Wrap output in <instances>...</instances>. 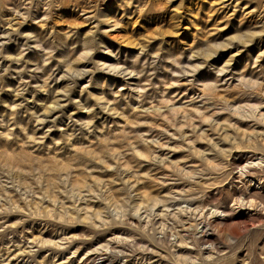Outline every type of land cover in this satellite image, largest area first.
I'll return each instance as SVG.
<instances>
[{
    "label": "rangeland",
    "instance_id": "374dc122",
    "mask_svg": "<svg viewBox=\"0 0 264 264\" xmlns=\"http://www.w3.org/2000/svg\"><path fill=\"white\" fill-rule=\"evenodd\" d=\"M260 158L264 0H0V264H264Z\"/></svg>",
    "mask_w": 264,
    "mask_h": 264
},
{
    "label": "bare ground",
    "instance_id": "6f19581e",
    "mask_svg": "<svg viewBox=\"0 0 264 264\" xmlns=\"http://www.w3.org/2000/svg\"><path fill=\"white\" fill-rule=\"evenodd\" d=\"M264 167V159L263 158H260L258 159L257 161H254V162H248L245 166L241 167L240 170H239V173L241 176H245L246 178H250L251 180V184L253 183L254 181V178H253V174H252V169L251 168H255V167ZM255 185V184H254ZM259 188V187H257ZM246 200L242 199V198H239V199H236L234 201V203L231 205V208L233 210H236L238 208H242V206H247L249 205V207H253V208H258L259 205L258 203L256 202V200L254 198H251L249 201L245 202ZM262 207H263V210H264V204L261 203L260 204ZM217 213H220V214H223L224 211L223 210H216ZM209 225L207 226V229H208ZM204 239L206 241H209L210 240V237L209 235L206 233H204L203 235Z\"/></svg>",
    "mask_w": 264,
    "mask_h": 264
}]
</instances>
